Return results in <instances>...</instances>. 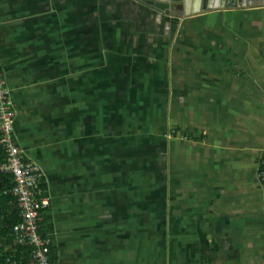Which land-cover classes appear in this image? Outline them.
<instances>
[{"label": "crops", "instance_id": "obj_1", "mask_svg": "<svg viewBox=\"0 0 264 264\" xmlns=\"http://www.w3.org/2000/svg\"><path fill=\"white\" fill-rule=\"evenodd\" d=\"M209 3L0 0L53 264H264V0Z\"/></svg>", "mask_w": 264, "mask_h": 264}, {"label": "built area", "instance_id": "obj_2", "mask_svg": "<svg viewBox=\"0 0 264 264\" xmlns=\"http://www.w3.org/2000/svg\"><path fill=\"white\" fill-rule=\"evenodd\" d=\"M15 109L10 93L5 88L0 68V148L4 159L0 161V177L12 178V185L3 189L4 196L15 199L19 209V222L10 233V246L2 249L10 256L2 264H24L15 258L19 249L30 250L29 264H53L51 240L41 233V213L49 206V199L42 197L39 189L40 166L25 159L14 136L13 121ZM261 166L258 179L264 184V148L261 153ZM21 251V250H20ZM0 251V255L2 254ZM23 255V251L20 252Z\"/></svg>", "mask_w": 264, "mask_h": 264}, {"label": "trees", "instance_id": "obj_3", "mask_svg": "<svg viewBox=\"0 0 264 264\" xmlns=\"http://www.w3.org/2000/svg\"><path fill=\"white\" fill-rule=\"evenodd\" d=\"M3 156L0 153V157ZM12 185V178L9 176H1L0 177V201L3 203H8L11 202L13 205H9V213L7 216L2 217L5 212L3 211V208L0 207V251L1 253L3 252V247L4 245H8L11 242L10 239V233L12 231V228L14 227L15 224L19 222V209L17 207L16 201L13 197L11 196H4L3 195V189L10 187ZM23 251V255L20 253ZM6 256H10V253L4 255L2 253L0 255V264L4 263V260L7 258ZM15 258L16 259H21L24 264H29L30 262V250L29 249H19L15 253Z\"/></svg>", "mask_w": 264, "mask_h": 264}, {"label": "water", "instance_id": "obj_4", "mask_svg": "<svg viewBox=\"0 0 264 264\" xmlns=\"http://www.w3.org/2000/svg\"><path fill=\"white\" fill-rule=\"evenodd\" d=\"M197 1V4H199V1H200V3L202 4V2L203 3H209V2H211L212 0H196ZM213 1H215V2H217V1H221V4L222 3H227V4H230L232 1H234V0H213ZM249 1H251V2H253V0H249ZM256 3H259V0H256ZM210 4V3H209Z\"/></svg>", "mask_w": 264, "mask_h": 264}, {"label": "flooded vegetation", "instance_id": "obj_5", "mask_svg": "<svg viewBox=\"0 0 264 264\" xmlns=\"http://www.w3.org/2000/svg\"><path fill=\"white\" fill-rule=\"evenodd\" d=\"M263 148H264V147H263ZM263 148H262V149H263ZM262 149H261V153H262Z\"/></svg>", "mask_w": 264, "mask_h": 264}]
</instances>
